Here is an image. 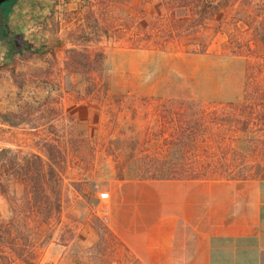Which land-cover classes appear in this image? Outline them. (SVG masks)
<instances>
[{"label": "rangeland", "instance_id": "374dc122", "mask_svg": "<svg viewBox=\"0 0 264 264\" xmlns=\"http://www.w3.org/2000/svg\"><path fill=\"white\" fill-rule=\"evenodd\" d=\"M234 2L238 4L231 15L227 6L220 11L223 15L212 17L201 29V49L189 42L164 49L126 45L127 34L148 29L147 20L166 13L167 3L175 5L176 0L91 2L84 12L90 10L109 30L122 31L113 35L118 39L99 34L85 47L80 38L75 39L83 18L66 33L71 42L66 47L37 36L33 22L24 28L27 31L13 32L11 3L4 17L7 36L0 38V112L17 124L0 123V148L11 150L4 154L5 173L0 176L7 194L0 191V264H42V249L55 240L64 248L54 264H140L121 241L122 234L108 227L103 216L109 191L117 182L149 179L144 176L148 172L138 169L146 156L156 157V161L149 159V172L161 162L164 173L168 165L182 159L184 150L186 157V149L165 145L167 130L152 131L161 121L159 112L170 114L183 106L178 103L198 105H190L188 112L198 107L213 109L212 102L239 103L242 99L252 107L262 105L260 112L252 110L245 127L234 123L227 131L220 125L223 137L218 148H222L213 151L223 168L220 165L222 170L207 177L264 178V80H258V71L264 68V0ZM174 10L182 11L180 7ZM232 16L241 20L235 30L228 26ZM243 21L255 30L251 33L254 41L238 30ZM216 40L224 48L219 58L214 55L216 48L208 45ZM194 52L199 57H189ZM239 55L258 62L250 69L242 92L231 100L209 99L215 91L224 96L232 86L241 88L240 82L232 80V72L241 64L231 57ZM217 109L220 114L228 111L224 106ZM31 153L49 154L61 179L59 212L45 221L28 218L26 210L41 211L43 200L24 197V190L35 185L30 187L17 174L22 156ZM101 191H107L108 197L100 199Z\"/></svg>", "mask_w": 264, "mask_h": 264}, {"label": "crops", "instance_id": "0c3cea01", "mask_svg": "<svg viewBox=\"0 0 264 264\" xmlns=\"http://www.w3.org/2000/svg\"><path fill=\"white\" fill-rule=\"evenodd\" d=\"M93 1L15 0L13 32L27 31L24 28L33 22L37 36L66 47L71 43L66 33L82 20ZM237 4L230 5L228 15ZM240 22L232 16L228 26L235 30ZM242 24L238 30L252 36L255 30L245 21ZM210 42L217 50L214 55L221 57L222 43ZM190 56L199 57V53ZM231 58L241 64L232 72V80L240 82L241 88L232 86L224 96L215 91L209 99L231 100L242 92L246 66L253 61L240 55ZM103 220L122 234L121 241L140 264H264V178L120 180L109 191ZM63 248L56 240L48 243L39 263L54 264Z\"/></svg>", "mask_w": 264, "mask_h": 264}, {"label": "trees", "instance_id": "16d2710c", "mask_svg": "<svg viewBox=\"0 0 264 264\" xmlns=\"http://www.w3.org/2000/svg\"><path fill=\"white\" fill-rule=\"evenodd\" d=\"M11 1L12 0H7L0 4V38H5L7 36L4 17L9 12ZM234 1L235 0H176L175 5L167 3L168 11H166V13L165 11H163L164 14L161 12L159 14L158 12L156 14H159L158 16H153V19L150 18L147 20L149 25L148 29L143 28L134 34H127L126 41L128 43L126 45L134 48L164 49L169 44H179L180 42L184 44L189 42L195 44L194 49H201L203 47L199 46V44L203 45L202 40L199 39L201 29L205 27L206 23L214 15L223 8L233 4ZM174 7H180L182 11L176 13ZM165 15L166 22L164 23L163 20L165 19ZM82 18V23L77 27L75 39L80 38L81 40L79 41H82L81 45L84 47L88 41L92 38L94 40L99 34L100 36H110L114 39H118L113 35L122 31L116 28H111L109 30L108 26L106 27L99 24L97 16H93L90 10H86ZM140 24L141 23H137L138 26H140ZM129 27H124L122 29L126 30L129 29ZM74 44L75 42H73L72 45ZM9 51L11 52V49H9ZM71 60L74 65H79L75 59ZM257 63L258 62L246 66V80L250 69ZM258 72V80H264V70H259ZM258 72L256 73V77ZM242 97H244L243 94ZM148 101L151 102L152 98H148ZM260 103L263 104V102ZM180 104H183V106L172 109L170 114L159 112L161 119L158 118V121H161L158 126H162L163 130L157 126V128H152V131L164 133L162 131L167 130L169 138L165 145L169 146L167 144L169 143L172 147L174 146L177 149H186V157L185 150L183 149L184 155H182V159L168 165L164 173L163 170L165 168L162 166L161 162L159 163L160 165H157L156 168H153L154 170H150L149 172L151 166L149 159L151 161H156V157L146 156L142 165L138 166V169L143 172H148V174L144 176H148L149 179L214 178L212 176H207L213 174L216 169L222 170L223 168V165L219 162L221 159L220 156H217L216 152L213 151L222 148H218L220 144L219 139L223 137V134L219 133L220 125L225 126V130L227 131L234 128V123H240L241 127H245L252 110H254V112H260L262 110L260 108L262 105L252 107L248 101L243 99L239 103H234L232 101L224 103L212 102L211 106L214 105L213 109L209 107H207V109H201V107H198L194 109L195 111L193 110L191 112H188V109L191 108L190 105L198 106L197 104L183 102L178 103L177 106H180ZM217 106L227 107L228 111L221 110L223 112L220 114ZM163 119H166V122ZM0 123L9 125L17 124V122L11 120L5 112H0ZM10 151L9 148H0V176L2 173H5L4 164L6 160L4 159V154ZM191 151H193V153ZM199 152L202 154L201 157L196 155V153ZM157 160L160 161L159 158ZM227 160L228 158L226 161ZM53 162L54 159H52L49 154H46L44 157L35 153L24 154L22 156V166L19 167V172H17V174L20 175L22 181L29 183L30 187L32 184L35 185L32 189L26 188L23 196L27 197L28 200L36 196L41 197L43 200L41 211L37 210L36 212V210L33 211L31 208L26 210L30 215L28 218L33 219L36 216L45 221L51 214L54 216V213L59 212L61 179L59 173L53 168ZM115 164L117 165V163ZM220 165H222V168H220ZM1 183L0 181V191L7 196ZM39 211L40 214H37Z\"/></svg>", "mask_w": 264, "mask_h": 264}, {"label": "built area", "instance_id": "2783aa9c", "mask_svg": "<svg viewBox=\"0 0 264 264\" xmlns=\"http://www.w3.org/2000/svg\"><path fill=\"white\" fill-rule=\"evenodd\" d=\"M106 197H108V192L107 191H101V192H99V198L100 199H104Z\"/></svg>", "mask_w": 264, "mask_h": 264}, {"label": "water", "instance_id": "95a60500", "mask_svg": "<svg viewBox=\"0 0 264 264\" xmlns=\"http://www.w3.org/2000/svg\"><path fill=\"white\" fill-rule=\"evenodd\" d=\"M4 1H7V0H0V4H1L2 2H4Z\"/></svg>", "mask_w": 264, "mask_h": 264}]
</instances>
